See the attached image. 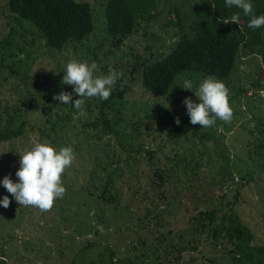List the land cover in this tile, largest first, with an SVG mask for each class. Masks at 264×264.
<instances>
[{
    "label": "rangeland",
    "instance_id": "374dc122",
    "mask_svg": "<svg viewBox=\"0 0 264 264\" xmlns=\"http://www.w3.org/2000/svg\"><path fill=\"white\" fill-rule=\"evenodd\" d=\"M81 1L89 4L93 29L86 38L67 42L71 45L82 42L79 46L66 43L67 46L56 51L45 44L33 25L15 17L8 11L6 1L0 0V40L5 42L2 49L4 67L0 71V76L4 77L0 78V106H8L9 109L19 107L23 96L33 94L31 83L34 81L43 84L42 92L50 97L62 91L70 93L66 91L67 85L62 83L64 71L70 60L77 59L89 63L94 61L97 64L96 76L107 75L109 69H114L122 72V78L126 80L134 64L133 80H127L128 90L122 99H113L106 110L110 121H115L116 111L121 110L122 120L114 126L117 130L137 122L142 111L155 104L169 107L177 113L187 112L183 101L191 98L193 102L197 98L195 91L199 83L209 75L182 70L176 74L167 92L161 95L148 94L138 83V62L148 63L149 59L161 57L176 38L177 28L165 25L164 20L158 17L150 20L146 27L140 24L137 32L115 45L104 29L105 0ZM172 1L180 2L183 9L192 0ZM166 7L163 5L162 10ZM168 16L173 19L172 14ZM185 79L194 82L191 91L183 89ZM218 80L230 90L234 112L231 122L217 119L214 126L200 128L196 135L178 141L172 147L156 131L149 132L153 138L143 135L141 143L137 140L134 146L135 133L91 137L89 130L81 129V123L93 116V104L98 97L88 99L89 114L85 105L82 110L73 108L75 112L61 125L62 129L57 134L56 148L73 147L77 162L63 175L65 195L57 199L47 212L33 206H20L1 184L6 176L13 182H19L16 176L20 167L19 154L39 142L37 133L25 131L9 143L0 142V155L5 157L8 147L13 150V156L8 157L7 162L12 161L10 167L3 169V162L0 163V200L4 196L10 200L7 209L0 205V257H6L7 264H109L111 260L113 264H228V255L223 250L206 247L204 243H197L196 249L190 251H175L174 248L180 247L174 238L178 237L184 222V213L180 211L183 205L158 203L160 205L153 209L161 213L157 219L160 224L155 226L153 221L148 222L142 217V207L151 204L138 197L149 195L147 180L151 168L167 158L174 159L176 163L173 166L179 175L176 185L171 179L162 185L167 198L173 193L184 197L189 191L187 184H190L186 176L196 171L197 179L193 185L190 184V189L200 193L207 191L208 187L214 196L223 194L224 203H233L241 222L253 233L255 243H264V70L259 57L256 54L239 55L228 76ZM53 97L47 108L30 105L29 121L38 123L37 119L44 118L47 110H66L64 104ZM72 106L73 103L66 105L67 108ZM137 144L141 149L133 154ZM145 150L153 152L155 165L148 163L150 159ZM113 153L121 161L129 157L131 167L124 168L121 161H112ZM185 162H190L188 169H183ZM101 164L109 167L102 171L97 167ZM115 166L124 169L121 176L114 178L111 188L113 192H121L119 205L100 199V184L95 194H91L92 181L96 185V178L100 176L103 183L106 173ZM225 168L231 172L229 179L216 183ZM164 229L171 230V233L161 241L157 239V233ZM203 237L201 235L200 241ZM0 264H6L5 260L0 259Z\"/></svg>",
    "mask_w": 264,
    "mask_h": 264
},
{
    "label": "trees",
    "instance_id": "16d2710c",
    "mask_svg": "<svg viewBox=\"0 0 264 264\" xmlns=\"http://www.w3.org/2000/svg\"><path fill=\"white\" fill-rule=\"evenodd\" d=\"M5 1L10 13L14 14L15 17L27 20L41 33L45 44L56 51L67 46V42H78L85 36L87 37L93 29L90 7L86 1ZM251 3L254 6L253 12L256 16L264 15V0H251ZM163 5L167 6L164 11L162 10ZM212 5L215 6V10ZM181 7L180 2L173 3L172 0H105L103 6L104 29L106 35L114 40L115 45L121 44L127 36L137 32L140 24L143 23V27H146L150 20L158 17L164 20L165 25L169 24L177 28L175 31L176 38L170 44L169 49L161 54V57L152 61L149 59L148 63L138 62L140 65V82L138 79L137 81L148 94L161 95L166 93L176 74L182 70H193L217 79L225 78L239 55L256 54L264 70V26L256 30L249 28L251 16L244 15L243 11L235 6L227 7L225 0H192L191 2L188 1L186 8L181 9ZM236 12L240 13V22L239 25L236 24L238 30L233 31L232 26L224 24L223 21L230 19ZM169 14L173 15V19L168 16ZM3 43L5 42L1 39L0 71L4 67ZM68 45L79 46L76 44ZM134 68L133 64L129 73L130 77L127 80H133L131 74ZM0 78L4 77L0 76ZM127 80L121 77V80L117 81L108 100L97 98L93 104L95 107L93 116L85 118L81 123L83 131L89 130L91 137L108 133H114L115 136L135 133L137 136L136 140H133L132 146L137 140L141 143L143 135L150 136V131H156L158 135L165 138L170 147L178 141L196 135L201 126L192 125L187 112L177 113L161 104H155L144 109L139 120L124 126L123 131L115 129L116 122L122 120L121 110L116 111L115 121H110L106 110L113 99L123 98L128 90ZM31 85L33 86V94L27 93L23 96L19 107L9 109L8 106H0V142L9 143L27 131L37 133L39 142L47 141L56 148L57 134L62 129L61 125L71 117L72 112H75L74 103L71 108L64 105L66 108L64 111L49 112L47 110L45 116L43 115L44 118L37 119L38 123H33L29 121V113L32 112L30 105L47 108V103L53 96L50 97L42 92L43 84L34 81ZM67 87L66 91L69 90L73 94L74 101L77 98L74 89L70 85ZM198 102V98L193 100V103ZM85 110L88 114L90 113L88 99L85 103ZM38 116L42 117L41 115ZM177 118L180 120L179 125L176 124ZM150 137L153 138L154 136ZM140 149L141 145L137 144L132 153L136 154ZM6 150L5 157L0 155V163L3 162V169L10 167L12 161L7 164L8 157L13 156V150L10 147ZM145 151L150 159L148 163L155 165L153 152ZM111 160L117 163L121 161L118 155L114 153L111 154ZM174 163H176L174 159L167 158L151 168L147 180V185L150 188L149 195L141 194L138 197L139 200L146 199L151 204V206L144 205L142 207V217H145L148 222L153 221L152 224L155 226L160 224L157 219L161 213L154 212L153 209L160 205L158 203L178 204L179 207L183 205L180 211L184 213V222L181 224L182 228L179 229L178 237L174 238L175 243L180 244V247L174 248L175 251H190L196 249L197 243H204L206 247H217L223 250L228 255V264H264V243H255L253 233L241 222L238 213L233 208V203L230 204L227 201L224 203V195L214 196L208 187L207 191L200 193L190 189L197 179L195 177L196 171H192L191 176H186L191 185L187 184L189 191L184 194V197H177L175 193L170 198L166 197L161 188L162 185L170 179L176 185L179 178V175H176ZM121 164L124 168H130L129 157L121 161ZM189 165L190 162H185L183 169H188ZM97 167L105 171L109 165L101 164ZM123 171V167L115 166L106 173L103 183L100 176L96 178V185L93 181L91 183L93 187L90 185L93 188L91 194H95L96 187L100 184L101 189L98 193L100 199L119 205L121 192L120 190L113 192L111 188L114 178L121 176ZM221 171L216 183L229 179L231 172L227 168ZM84 187L82 186V188ZM234 195L236 199V194ZM233 201L235 202V200ZM170 233L171 230L169 229L160 230L157 233V239L163 241L167 237L166 235ZM201 235L204 237L200 241ZM159 246L162 247L161 243ZM113 263V260L109 262V264Z\"/></svg>",
    "mask_w": 264,
    "mask_h": 264
},
{
    "label": "clouds",
    "instance_id": "9594fccd",
    "mask_svg": "<svg viewBox=\"0 0 264 264\" xmlns=\"http://www.w3.org/2000/svg\"><path fill=\"white\" fill-rule=\"evenodd\" d=\"M226 6H235L241 9L246 16H251L248 27L256 30L264 26V15L256 16L253 12L251 0H225ZM215 10V6L212 5ZM229 22L239 25L240 13H234ZM97 64L93 61H80L72 59L66 64L65 75L62 83L70 85L74 89L77 97L73 101V94L61 92L53 99L61 104L70 105L74 103V108L82 110L86 100L99 97L108 100L115 88L117 80L122 76V72L109 69L107 75L96 76ZM193 81L185 79L183 89L191 91ZM230 90L224 82L215 77H206L195 91L198 103H193L191 98H186L183 103L187 107V114L192 125H200L201 128L214 126L219 119L225 123H230L233 118V108L229 98ZM176 124H180L179 118ZM20 155V167L16 172L19 182H13L6 176L2 185L8 193L14 197L20 206H33L41 212L50 211L57 199H62L66 193L63 184V175L77 162V154L73 147L64 146L59 149L52 146L49 142H36L31 149H26ZM0 205L7 209L10 205L8 196L0 200ZM5 260L6 257H0Z\"/></svg>",
    "mask_w": 264,
    "mask_h": 264
},
{
    "label": "water",
    "instance_id": "95a60500",
    "mask_svg": "<svg viewBox=\"0 0 264 264\" xmlns=\"http://www.w3.org/2000/svg\"><path fill=\"white\" fill-rule=\"evenodd\" d=\"M227 24H229V25L232 26V30H233V31H237V30H238V29H237V26H236L235 23L229 22V23H227Z\"/></svg>",
    "mask_w": 264,
    "mask_h": 264
}]
</instances>
